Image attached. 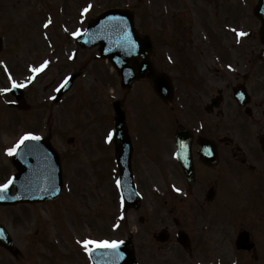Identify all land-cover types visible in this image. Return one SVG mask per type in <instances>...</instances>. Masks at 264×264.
Listing matches in <instances>:
<instances>
[{"label": "rangeland", "instance_id": "1", "mask_svg": "<svg viewBox=\"0 0 264 264\" xmlns=\"http://www.w3.org/2000/svg\"><path fill=\"white\" fill-rule=\"evenodd\" d=\"M4 1L5 0H0V5L6 4ZM8 1L9 6L14 3L18 6L20 1L27 5V1L30 0ZM182 1L183 0H142L140 3L137 0H92L91 3L94 6L93 12H99L110 5H133L138 7V16H141L142 18L145 15L150 16L149 20L147 18L148 28H146L147 25L144 23V20L142 23L144 26H142L140 19H138L139 23L136 20L138 28L142 27L148 33L153 35H156L161 31V27L165 25L161 24L163 20L169 22L173 21V24H170L177 26L175 25V18L181 20L182 18H180V15H183L184 17L193 16L196 21H194L192 17H190V22L187 19L181 20L185 22V27L187 29H184L180 25L177 27L179 32H184L185 37L181 41H176L177 48L173 42L174 50L169 47L166 48V46L158 48L154 61L157 62L158 60L159 65H161V59L166 71H171L174 68L177 69L180 65L177 66L176 63L174 65V63H170L169 61H166L165 63L162 55L163 53H171L170 55L173 54L172 58L176 62L174 51L177 52V49L182 47L181 52H179L178 63L180 62L183 65H187L184 60H187V57L192 58V61L189 59L191 64L188 66L190 67L189 72H192L195 67L198 68V66L195 65L202 63V61L207 58V62L211 66L219 67L223 63H221L220 59L218 60L217 56L214 54L216 50L214 40L216 39V44L219 46V50L222 53L226 50V38L228 47L233 49L236 48V53L235 50L234 53L231 51L232 58L226 60L227 63L231 64L230 62H233V60L236 59L237 64L232 65L231 67H236V69L242 70L248 68V66H253L255 70L250 74L249 83L253 87L254 81L258 80V82L256 81V84L259 88H263L264 68L259 66L261 65L260 62L248 63V59L251 57L250 52L252 53L253 49L256 51L260 50L262 47L260 38L258 36L250 38L246 45H242L244 40L239 39V35L242 36L246 29L251 31L258 25V21L253 16L251 10V7H253L256 0H246L248 3L247 9L241 2L242 0H219V2L217 0H185L183 4ZM43 18L44 15L41 13L38 21L43 20ZM57 18L65 19L59 15ZM69 28L70 29H63V27H60L58 24L53 27V31H56L54 37L56 40H52L56 41L57 47L54 55V57H56V65H52L51 67L46 65L44 70L40 72L38 80H35L30 84L32 101L30 102L31 110L29 112L34 110L33 113L37 117V122L33 121V117H31L30 120H26L28 125H26L25 122L22 124L26 125L24 127L26 129L40 128V130L44 129V131L49 127L56 129L57 143L62 144L61 139H63L65 141V146L62 150H66L65 153L70 154L66 159V178H69L68 181L72 180L73 183L69 184L71 187L70 195L68 194L69 192H66L68 199H71L76 195V198L73 200L74 208L77 209L78 205L83 202L81 205V212L88 210V212H85L89 215L86 216L84 224L87 223L89 225L92 234L100 235L99 240H102L103 242H112L111 240H116V237H119V230L115 229L117 219H114V214L117 212L118 207L115 200L112 151L110 147L108 148L107 145L103 144L102 138L106 132H108L109 128H111L109 120L110 117L113 116L111 103L116 96H122L123 93L119 87V78L114 69H112L110 63L103 60H96L93 57L94 51L90 50L79 53L77 59L70 58V50L73 47L70 46V41H67L66 36L69 30L76 27ZM224 32L226 34L225 37ZM238 32L241 33L239 34ZM22 33L25 36H29L33 33V30L24 29ZM188 33H190V35H188ZM57 34H60V36L57 37ZM15 41V38L10 41L12 50L5 57L13 72L10 70L7 71L4 66V61L0 58V82L2 83L1 85L5 87H9L13 82H17V76H20L19 72H23L19 66L21 64V59H23L24 56H22L23 53L20 51L21 47H19L18 44L15 45ZM45 42L42 46H45ZM192 44L198 46L200 48L199 51L207 57H202V55L196 53L192 48ZM28 48L32 51L36 46ZM50 53L49 50L44 53L38 51L40 60L35 61L36 64L38 63L37 66L40 63L47 64ZM86 54L89 56L87 57ZM51 57L53 58V56ZM43 58L44 60H42ZM81 59H88V65L83 68L81 77L77 79L70 92L66 94L60 102H53L54 92L58 86L68 75L77 72L85 63H80ZM185 70L188 71L187 68ZM178 73L181 75L180 71H178ZM256 75H258V78H255ZM54 79L55 83L51 84ZM181 90H186L184 84H182ZM263 90L264 88L261 92H263ZM137 91L138 84L136 83V89L132 94L134 96L133 100H136V108L139 111V113H137V119L141 123L139 127H137L135 122L132 121V124L130 123L131 127L133 126V129H135L136 133L139 135H143L146 132L147 134H151L150 130L152 128L147 126V122H150L157 126L153 128L160 127L159 130L162 132V128L169 123V117L166 118V115H168L169 112L165 109V106L161 101L153 95L149 84H146V86L144 85L135 96L134 94ZM1 104L2 100L0 99V131L3 129V126L6 127V131L3 132L5 134L2 135L3 139H6L8 131L10 133L13 132L16 136V134L21 133L23 128L20 125V120L16 119L17 116L13 114V112L16 111H12V113H9V111L4 112L2 111L3 106ZM12 126L14 127L12 128ZM71 134L75 137L74 144H66L65 138ZM73 164H79L84 167L85 179L82 181L79 179L81 177L79 171L71 170V167H75ZM149 167L151 170H154L155 168L154 165ZM77 173L79 175H77ZM91 173L95 174L92 175L94 183H89ZM74 174L75 177L72 178ZM73 191H75V194ZM83 191L86 194L90 193L91 195L89 194V197H85ZM98 198L101 200L102 204L101 207L99 206V208H96L94 207L93 202ZM60 201L62 202V206L58 209L52 205L48 208L49 210L46 208L39 209V207L41 208V206H39L37 208L32 207V210L29 208L23 209L25 207H17L13 212H7V214H5L6 211H0L1 220L7 222H9L10 219L13 220L16 233L17 231L27 228L30 231V234H32V214H34L33 219L35 225L40 223V217L44 225L46 224L43 218L50 222L49 225H46L48 229H51L48 231L49 233L46 232L47 241H52L51 237L61 236L60 240L54 243V247L48 245L44 246V257L43 259H40V264H58V261L59 264H80L81 261L84 260L85 255L82 253L83 247H81V237L83 234L84 236L87 234V231H84L85 227L87 229L89 228L85 225L83 227L81 217H77L78 215H76V212L70 204L68 206H63L68 200L64 201L62 198ZM87 201L90 203L89 206L86 204ZM57 203H59V201ZM57 210L64 218L61 223L60 220L53 215H57ZM39 211L40 217H38V215L36 216V213ZM49 211H51V213H49V217L46 218L44 214ZM14 215L15 218H13ZM84 216L85 214L82 218H84ZM130 217L134 216L130 214ZM121 231L123 230L121 229ZM10 256L12 255L9 252L0 249V260L5 261V264H13L12 260L9 258ZM13 261L16 262L17 260ZM31 261L33 260L31 259ZM27 262L29 261L27 260Z\"/></svg>", "mask_w": 264, "mask_h": 264}, {"label": "flooded vegetation", "instance_id": "2", "mask_svg": "<svg viewBox=\"0 0 264 264\" xmlns=\"http://www.w3.org/2000/svg\"><path fill=\"white\" fill-rule=\"evenodd\" d=\"M236 75L234 79L242 78V83L251 85L248 73ZM229 76L227 72L215 75L204 86L197 81L201 95L189 123L177 117L172 127L165 128L166 132L150 126L151 134L132 135L135 176L148 185L153 199L158 196L159 202L162 200L161 206L150 209L152 218L140 235L143 242L139 243H145L150 259L156 253L151 249L163 253L178 245L177 233L182 228L189 233L193 251L199 255L195 263L206 255L213 264H228L233 259V264H258L264 259V87L259 88L255 80L251 91L257 95L251 97L250 107L232 109L227 97L228 89L234 85ZM218 93L220 98L214 103ZM168 107L179 109L180 105L172 103ZM184 125L191 135V184L177 160L176 133ZM142 147L145 151L137 153ZM145 152L158 167L153 177L143 178L140 165ZM152 182L162 193L152 192ZM162 230L164 234H160ZM240 234L250 248H237ZM148 264L161 262L154 257Z\"/></svg>", "mask_w": 264, "mask_h": 264}, {"label": "water", "instance_id": "3", "mask_svg": "<svg viewBox=\"0 0 264 264\" xmlns=\"http://www.w3.org/2000/svg\"><path fill=\"white\" fill-rule=\"evenodd\" d=\"M124 17H126L127 20H123ZM88 37L96 40V42H100L103 56H108L115 64L118 73L122 77L123 87L128 88L135 78L147 77L155 82L156 90L160 94H163L161 93L164 88L161 82L163 78L155 73L150 62V56L153 52L152 44L148 37L142 39L137 35L131 12L110 10L101 14L94 23L90 25ZM74 78L75 77H73L71 81ZM118 105L115 102L117 111L115 120L116 126H121L122 133H125L124 113L122 108ZM39 148L40 150H38ZM21 158L25 161L23 166H32L33 171L39 169L43 170L44 168L46 170V167L49 170V168L52 169L51 166L55 165L57 166L56 168L59 169L56 155L52 152L50 147L46 145L35 147L34 151L26 149ZM51 176L54 177L52 170ZM57 178L58 182H60L59 174ZM46 180L42 178L37 184L34 183L36 187L32 190L35 191L41 186L46 187L47 192L55 191L58 182L52 185ZM25 182L28 189L30 180ZM14 184H17V181H15ZM0 242L6 246H10V243H6V241L1 238Z\"/></svg>", "mask_w": 264, "mask_h": 264}, {"label": "bare ground", "instance_id": "4", "mask_svg": "<svg viewBox=\"0 0 264 264\" xmlns=\"http://www.w3.org/2000/svg\"><path fill=\"white\" fill-rule=\"evenodd\" d=\"M32 183H33V182H32ZM28 190H29L30 192H33V190H32V188H31L30 184H29Z\"/></svg>", "mask_w": 264, "mask_h": 264}]
</instances>
